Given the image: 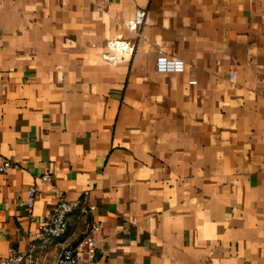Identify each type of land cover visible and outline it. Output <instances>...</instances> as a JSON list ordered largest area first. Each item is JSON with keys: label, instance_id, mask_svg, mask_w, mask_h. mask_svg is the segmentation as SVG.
Here are the masks:
<instances>
[{"label": "crops", "instance_id": "crops-1", "mask_svg": "<svg viewBox=\"0 0 264 264\" xmlns=\"http://www.w3.org/2000/svg\"><path fill=\"white\" fill-rule=\"evenodd\" d=\"M3 162L0 258L264 264V0H0ZM58 201L64 235L37 238Z\"/></svg>", "mask_w": 264, "mask_h": 264}, {"label": "built area", "instance_id": "built-area-1", "mask_svg": "<svg viewBox=\"0 0 264 264\" xmlns=\"http://www.w3.org/2000/svg\"><path fill=\"white\" fill-rule=\"evenodd\" d=\"M144 18V12L137 10L131 20L126 24L128 30L134 32L138 26L141 25ZM106 48L113 52H119L126 54L129 52V45L127 42L120 38H114L106 42ZM114 57L106 56L105 61L112 63ZM157 69L165 73H180L183 70V63L175 58H162L157 63ZM230 79H234V73L231 72L229 75ZM8 162H3L0 166V172L5 171L9 168ZM41 182H48L49 177L42 175L40 178ZM57 193V191H56ZM35 197V188L30 187L26 191L25 209L29 211L32 207V203ZM76 202H64L58 201L52 208L50 215L47 219L39 222L37 227L36 237L39 239L61 238L66 230V218L76 208ZM84 211L83 213H85ZM97 231V227L94 224H90L87 227L85 238L82 241V246L91 252L93 245L94 234ZM33 246H29L24 251L19 252L12 248L6 251V254L0 258V264H33ZM75 251L71 247L63 248L57 255L55 264H76Z\"/></svg>", "mask_w": 264, "mask_h": 264}]
</instances>
